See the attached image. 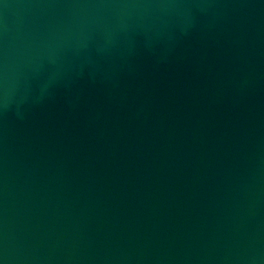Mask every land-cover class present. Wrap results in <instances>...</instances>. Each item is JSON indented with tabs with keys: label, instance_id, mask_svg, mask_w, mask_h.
I'll use <instances>...</instances> for the list:
<instances>
[{
	"label": "water",
	"instance_id": "95a60500",
	"mask_svg": "<svg viewBox=\"0 0 264 264\" xmlns=\"http://www.w3.org/2000/svg\"><path fill=\"white\" fill-rule=\"evenodd\" d=\"M0 264H264V0H0Z\"/></svg>",
	"mask_w": 264,
	"mask_h": 264
}]
</instances>
